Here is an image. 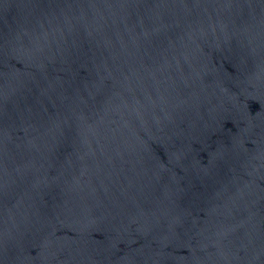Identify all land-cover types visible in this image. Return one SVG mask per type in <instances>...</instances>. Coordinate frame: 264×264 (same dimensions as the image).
Wrapping results in <instances>:
<instances>
[{"label":"water","instance_id":"obj_1","mask_svg":"<svg viewBox=\"0 0 264 264\" xmlns=\"http://www.w3.org/2000/svg\"><path fill=\"white\" fill-rule=\"evenodd\" d=\"M0 264H264V0H0Z\"/></svg>","mask_w":264,"mask_h":264}]
</instances>
